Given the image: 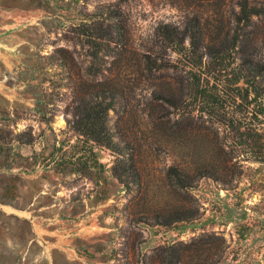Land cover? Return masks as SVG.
<instances>
[{
	"label": "rangeland",
	"instance_id": "rangeland-1",
	"mask_svg": "<svg viewBox=\"0 0 264 264\" xmlns=\"http://www.w3.org/2000/svg\"><path fill=\"white\" fill-rule=\"evenodd\" d=\"M237 1L49 0L45 8L0 6V127L5 135L25 141L28 131L34 139L20 148L15 144L10 154L16 164L5 176L9 190L0 182V196L23 208L0 204V264H163L161 249L171 247L180 251L183 264H264V167L245 165L233 187L203 178L186 192L166 179L172 164L197 161L195 137L182 139L180 132L197 123L177 125L192 105L163 103L161 94H179L186 62L161 46L156 29L181 25L186 15L199 13L210 18L209 30H234ZM105 5L121 8L129 41L103 51L93 63L80 24ZM255 22L248 30L258 32L264 59V17ZM150 52L167 57L173 69L149 76L141 60ZM95 88L109 97L120 94L109 119L127 152L121 164L119 155L86 144L69 124L77 92ZM215 127L225 148L227 142L235 145L223 127ZM34 160L35 171L22 173ZM131 164L140 183L128 190L114 171L123 173ZM136 172L128 171L130 181ZM182 205L198 208V219L156 225V210L166 220Z\"/></svg>",
	"mask_w": 264,
	"mask_h": 264
},
{
	"label": "trees",
	"instance_id": "trees-1",
	"mask_svg": "<svg viewBox=\"0 0 264 264\" xmlns=\"http://www.w3.org/2000/svg\"><path fill=\"white\" fill-rule=\"evenodd\" d=\"M48 2L49 0H0V6L45 8ZM120 2L126 3L127 0ZM236 5L238 10L233 22L237 26L234 30L231 28L218 34L206 27L210 20L208 16L192 13L186 15L181 25L161 24L155 32L161 46L170 49L186 62L182 70L184 76L179 94H161L163 103L179 109L192 105L191 111L188 109L187 112L185 109L180 115L177 125L181 126L184 122L197 123L192 131L187 128L179 130L183 135L182 139L191 135L195 137L198 152L194 164L175 163L169 166L166 179L168 185L176 190L187 192L203 178H211L227 187H233L235 180L244 175L245 165L252 163L264 167V59L259 54L258 32L248 30L256 27L255 19L264 17V2L238 0ZM98 9L92 17L81 22L79 33L91 49L93 63L102 59L103 51L123 48L129 41L124 32L125 19L121 8L105 5ZM95 19L98 20L94 21ZM141 66L151 77L173 69V64L167 57L155 56L153 52L143 55ZM95 89L77 92L69 124L86 144L105 147L119 155L121 164L127 152L116 138L109 119V113L120 94L116 92L109 97L105 89ZM194 112L198 115H193ZM215 125L223 127L235 145L226 141L225 148L224 142L219 140L220 133ZM5 132L0 127V182L9 190V184L4 181L5 176L14 170L16 164L10 160V154L15 144L20 148L33 144L34 139L28 131L22 135L23 138L28 136L25 141L19 135L14 136L12 132L5 135ZM183 147L186 149L187 145ZM26 165L21 167L24 169L21 172L31 174L35 171L37 161ZM130 170L136 172L135 165L125 167L123 173H118L116 168L114 171L115 177L128 190H131L133 183H140L137 172L134 177L136 180H129ZM0 204L23 209L3 196H0ZM188 207L174 206V214H169L166 220L164 213L160 209L156 210L153 216L156 225L168 226L198 219L199 209L192 208V205ZM161 252L163 264H183V256L176 247L161 249Z\"/></svg>",
	"mask_w": 264,
	"mask_h": 264
}]
</instances>
